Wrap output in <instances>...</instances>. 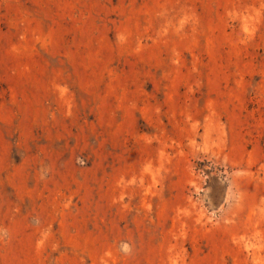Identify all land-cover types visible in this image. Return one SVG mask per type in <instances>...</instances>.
<instances>
[{
    "label": "rangeland",
    "instance_id": "obj_1",
    "mask_svg": "<svg viewBox=\"0 0 264 264\" xmlns=\"http://www.w3.org/2000/svg\"><path fill=\"white\" fill-rule=\"evenodd\" d=\"M0 264H264V0H0Z\"/></svg>",
    "mask_w": 264,
    "mask_h": 264
}]
</instances>
